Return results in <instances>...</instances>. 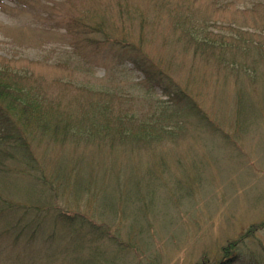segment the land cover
Listing matches in <instances>:
<instances>
[{"label": "rangeland", "instance_id": "374dc122", "mask_svg": "<svg viewBox=\"0 0 264 264\" xmlns=\"http://www.w3.org/2000/svg\"><path fill=\"white\" fill-rule=\"evenodd\" d=\"M0 69L57 125L0 143V264H264V0H0Z\"/></svg>", "mask_w": 264, "mask_h": 264}, {"label": "trees", "instance_id": "16d2710c", "mask_svg": "<svg viewBox=\"0 0 264 264\" xmlns=\"http://www.w3.org/2000/svg\"><path fill=\"white\" fill-rule=\"evenodd\" d=\"M130 56L128 60L134 65V67L141 71L146 78V81L152 86H158L161 88L164 95L167 97H173L181 103L185 98V94L177 91V88L169 90L167 83H163L161 75L155 72V67L150 64L145 58H139L137 56ZM16 78H12L11 75L5 70L0 69V143L6 144L12 148L13 151L17 149L23 154V159L29 164L30 168L34 169V159L27 150L28 144L26 139L32 137L34 133L41 134H56L57 125L51 124V116L43 115L38 108V99L30 94L24 93L23 89L19 86ZM187 105V104H186ZM106 130V129H105ZM23 149V151H22ZM17 150V151H18ZM4 205L5 202L0 201V207ZM7 210H17L18 207L7 206ZM4 210L0 208V211ZM73 218V216H70ZM18 223H21L19 221ZM31 222L27 224L26 228H30ZM33 225H35L36 234L41 230V223L33 220ZM32 241V240H31ZM30 241V242H31ZM218 264H247L245 259H242L240 254L229 255L222 258ZM224 259H227L224 261Z\"/></svg>", "mask_w": 264, "mask_h": 264}]
</instances>
